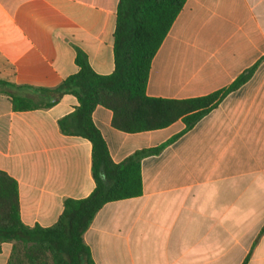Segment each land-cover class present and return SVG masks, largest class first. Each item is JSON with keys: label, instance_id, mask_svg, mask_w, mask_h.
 <instances>
[{"label": "crops", "instance_id": "1", "mask_svg": "<svg viewBox=\"0 0 264 264\" xmlns=\"http://www.w3.org/2000/svg\"><path fill=\"white\" fill-rule=\"evenodd\" d=\"M118 0H0V81L53 88L77 72L76 49L99 75L114 70ZM191 129L181 120L128 134L97 106L92 121L111 160L140 161L141 194L106 203L83 234L94 264H264V0H186L152 59L146 95L188 99L227 87ZM20 94L39 100L28 90ZM77 106L15 111L0 94V171L18 187L20 220L50 227L66 199L94 189L92 145L58 121ZM10 243L0 244L7 264Z\"/></svg>", "mask_w": 264, "mask_h": 264}, {"label": "trees", "instance_id": "2", "mask_svg": "<svg viewBox=\"0 0 264 264\" xmlns=\"http://www.w3.org/2000/svg\"><path fill=\"white\" fill-rule=\"evenodd\" d=\"M186 0H118L113 33L114 70L95 73L84 52L76 49L77 72L53 88L16 86L0 81V94L11 98L15 111L49 108L63 95L76 98L74 111L58 121L60 131L77 135L92 145L94 189L85 198L66 199L57 222L50 227H27L20 220L18 187L14 179L0 171V244L10 243L7 264H94L83 234L96 213L113 201L141 194L140 161L157 154L156 148L136 151L114 163L92 112L102 106L112 113V128L128 133L154 131L181 120L191 129L230 92L250 77L253 68L238 75L227 87L188 99L153 98L146 95L150 65ZM28 90L39 100L25 97Z\"/></svg>", "mask_w": 264, "mask_h": 264}]
</instances>
